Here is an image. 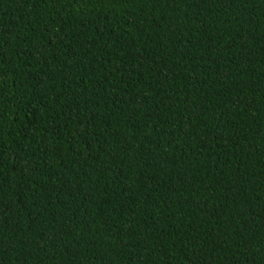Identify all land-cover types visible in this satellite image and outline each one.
Returning a JSON list of instances; mask_svg holds the SVG:
<instances>
[{
    "label": "trees",
    "instance_id": "16d2710c",
    "mask_svg": "<svg viewBox=\"0 0 264 264\" xmlns=\"http://www.w3.org/2000/svg\"><path fill=\"white\" fill-rule=\"evenodd\" d=\"M0 264H264V0H0Z\"/></svg>",
    "mask_w": 264,
    "mask_h": 264
}]
</instances>
